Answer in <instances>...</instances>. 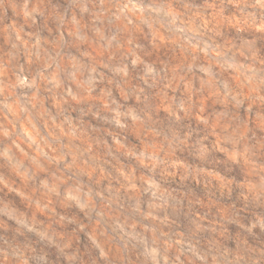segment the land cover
<instances>
[{"label":"clouds","instance_id":"obj_1","mask_svg":"<svg viewBox=\"0 0 264 264\" xmlns=\"http://www.w3.org/2000/svg\"><path fill=\"white\" fill-rule=\"evenodd\" d=\"M0 264H264V0H0Z\"/></svg>","mask_w":264,"mask_h":264}]
</instances>
